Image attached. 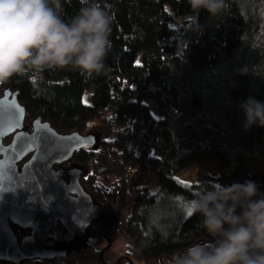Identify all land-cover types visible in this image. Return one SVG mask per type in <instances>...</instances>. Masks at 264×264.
<instances>
[{
  "label": "trees",
  "instance_id": "16d2710c",
  "mask_svg": "<svg viewBox=\"0 0 264 264\" xmlns=\"http://www.w3.org/2000/svg\"><path fill=\"white\" fill-rule=\"evenodd\" d=\"M94 2L112 16L100 74L29 72L0 92L18 96L27 126L42 117L60 133L99 137L96 149L77 151L63 170L80 172L85 190L122 228L125 251L115 264H170L177 251L212 242L198 213L177 221L174 209L190 195L176 178L186 167L217 160L232 170L215 187L252 180L264 191V173L247 166L251 157L264 161V127L245 130L239 107L248 97L264 102V0H223L215 14L193 10L189 0ZM61 5L66 22L85 6ZM177 14L193 17L174 29ZM91 256L108 264L98 252Z\"/></svg>",
  "mask_w": 264,
  "mask_h": 264
},
{
  "label": "clouds",
  "instance_id": "9594fccd",
  "mask_svg": "<svg viewBox=\"0 0 264 264\" xmlns=\"http://www.w3.org/2000/svg\"><path fill=\"white\" fill-rule=\"evenodd\" d=\"M189 3L215 14L223 0ZM84 4L66 22L61 0H0V84L54 68L100 74L111 49L112 16L94 0ZM239 107L245 130L264 127V102L248 97ZM188 203L212 242L177 251L170 264H264V191L255 181L209 186Z\"/></svg>",
  "mask_w": 264,
  "mask_h": 264
},
{
  "label": "water",
  "instance_id": "95a60500",
  "mask_svg": "<svg viewBox=\"0 0 264 264\" xmlns=\"http://www.w3.org/2000/svg\"><path fill=\"white\" fill-rule=\"evenodd\" d=\"M26 115L15 93L0 92V145L5 148L21 145L23 133H27L25 143L30 142V148L19 155L17 151L0 153V261L3 264L54 262L91 249L95 241L89 229L94 222L105 218L104 209L85 190L78 171L73 167L67 169L69 180L62 171L77 151L96 149L99 137L60 133L42 117L27 126ZM37 133L42 142H32ZM7 139L10 142L5 144ZM21 223L23 228L19 226ZM14 227L21 230L20 238ZM100 257L103 261L102 253Z\"/></svg>",
  "mask_w": 264,
  "mask_h": 264
},
{
  "label": "rangeland",
  "instance_id": "374dc122",
  "mask_svg": "<svg viewBox=\"0 0 264 264\" xmlns=\"http://www.w3.org/2000/svg\"><path fill=\"white\" fill-rule=\"evenodd\" d=\"M167 9L170 13H173L171 8L167 7ZM192 17L193 16L191 14H177L174 16L171 26L172 28L176 29L179 27L182 21L191 19ZM262 35H264V31ZM140 61L141 57L139 55L138 63H140ZM88 92H91V90H86V93ZM145 102L150 104V108L153 114L157 118H161V114L157 110L154 103L148 100H145ZM100 131L103 133L105 138H108V133L106 132V130L100 129ZM247 166L251 172L264 173V161L258 156L249 158L247 160ZM231 170L232 168L230 167L220 165L217 160H209L196 164H190L183 171L177 174L176 178L179 184L185 187V190L190 193V195L182 198V201L179 203L178 208L174 209L177 214V221H182L186 217H189L186 214L187 207H189V201L197 199L201 192L204 191L207 187L217 185L215 178L218 177L221 172H229ZM107 209H104L106 213H108L109 215L113 214ZM118 225L119 224H112L111 221H108L105 228L102 227L103 230L102 233H100L101 236L99 238L98 244H96L91 249H84L77 253L78 256L74 257L73 263L100 264V262L98 260H95L91 255L97 252L99 254V252L101 251L103 258V261L100 260L101 262H106L108 264H115V262H118L125 251V242L123 239L122 228ZM80 260H82V263ZM52 263L53 262L47 261L43 262V264ZM57 264L63 263H59V261H57Z\"/></svg>",
  "mask_w": 264,
  "mask_h": 264
},
{
  "label": "snow or ice",
  "instance_id": "6c2138e0",
  "mask_svg": "<svg viewBox=\"0 0 264 264\" xmlns=\"http://www.w3.org/2000/svg\"><path fill=\"white\" fill-rule=\"evenodd\" d=\"M21 112H22V109H21ZM35 123L38 124L39 121H37ZM26 138H27V133H23V134H21V137H20L21 145L13 144V145H10L8 148H5L3 145H0V153H5V152H9V151H17V154L19 155V152H22L25 148H30V142L25 143ZM32 142H42V138L40 137L39 133H37L33 137ZM34 159H36V158L34 157ZM186 214L188 216L192 215V208L191 207H187ZM19 226L23 228L24 224L21 223Z\"/></svg>",
  "mask_w": 264,
  "mask_h": 264
},
{
  "label": "flooded vegetation",
  "instance_id": "af4514ba",
  "mask_svg": "<svg viewBox=\"0 0 264 264\" xmlns=\"http://www.w3.org/2000/svg\"><path fill=\"white\" fill-rule=\"evenodd\" d=\"M92 137H94L93 135H92ZM64 168V167H63ZM63 168H62V171H64L63 170ZM64 178L66 179V180H69V174H67V172L65 171L64 172ZM78 174H79V177H80V180H81V178H82V174H80V172H78ZM104 213H105V218L103 219V220H100V221H97V222H94V225H93V227H91L90 229H89V233H90V235L93 237V239H94V241H95V245L96 244H98V242H99V238H100V233H102V227H104L105 228V226H106V224H107V222L108 221H111L112 223H115L116 222V220H115V216L113 215V214H108V213H106L105 212V210H104ZM110 213V212H109ZM110 224V223H109ZM104 225V226H103ZM105 230V229H104ZM94 245V246H95ZM102 252V251H101ZM101 252H99V254L101 253Z\"/></svg>",
  "mask_w": 264,
  "mask_h": 264
},
{
  "label": "built area",
  "instance_id": "2783aa9c",
  "mask_svg": "<svg viewBox=\"0 0 264 264\" xmlns=\"http://www.w3.org/2000/svg\"><path fill=\"white\" fill-rule=\"evenodd\" d=\"M78 256L77 253H72L70 255H68L66 258H63V259H59V263H63V264H74L73 263V259L74 257ZM81 263H82V260H80ZM0 264H3L1 261H0Z\"/></svg>",
  "mask_w": 264,
  "mask_h": 264
}]
</instances>
